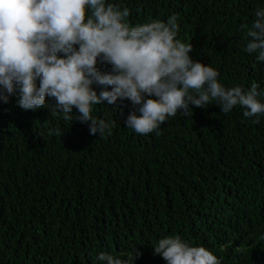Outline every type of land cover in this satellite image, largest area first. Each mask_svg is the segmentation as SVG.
<instances>
[{
	"label": "trees",
	"instance_id": "1",
	"mask_svg": "<svg viewBox=\"0 0 264 264\" xmlns=\"http://www.w3.org/2000/svg\"><path fill=\"white\" fill-rule=\"evenodd\" d=\"M105 3L127 7L130 26L177 15L176 39L193 45L191 58L217 70L225 88L257 83L264 103V61L246 51L264 0ZM96 67L112 66L98 58ZM18 99L0 100V264H106L100 253L166 264L154 247L173 236L221 264H264V114L244 117L239 105L225 114L213 100L140 135L125 125L133 105L118 99L92 106L110 125L101 136L76 108L65 121L54 98L35 110Z\"/></svg>",
	"mask_w": 264,
	"mask_h": 264
},
{
	"label": "clouds",
	"instance_id": "2",
	"mask_svg": "<svg viewBox=\"0 0 264 264\" xmlns=\"http://www.w3.org/2000/svg\"><path fill=\"white\" fill-rule=\"evenodd\" d=\"M128 16L127 7L105 0H0V100L7 103L18 94L21 108L35 110L45 106L46 97L54 98V110L65 121L73 120L76 108L75 119L90 121V134L101 136L111 134L110 125L90 114L92 106L115 105L118 99L133 105L125 125L140 135L157 130L178 110L192 116L190 105L205 108L213 100L225 114L237 105L244 117L264 114L257 83L247 90L225 88L217 70L191 58L193 45L176 39L177 15L136 26L126 22ZM256 17L247 30L246 51L264 61V9ZM98 58L111 72L97 69ZM93 84L103 86L99 95ZM154 254L166 264H221L211 251L179 236L160 239ZM140 255L135 249L132 260ZM97 259L126 264L108 253Z\"/></svg>",
	"mask_w": 264,
	"mask_h": 264
}]
</instances>
